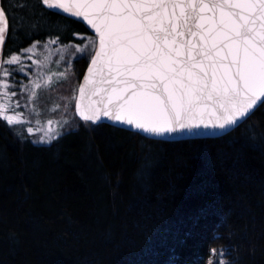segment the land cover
Masks as SVG:
<instances>
[{
    "label": "trees",
    "instance_id": "trees-1",
    "mask_svg": "<svg viewBox=\"0 0 264 264\" xmlns=\"http://www.w3.org/2000/svg\"><path fill=\"white\" fill-rule=\"evenodd\" d=\"M0 8L4 58L91 34L40 0ZM91 55L57 84L73 109ZM212 250V264H264V105L222 135L178 140L79 119L35 143L0 119V264H209Z\"/></svg>",
    "mask_w": 264,
    "mask_h": 264
},
{
    "label": "snow or ice",
    "instance_id": "snow-or-ice-1",
    "mask_svg": "<svg viewBox=\"0 0 264 264\" xmlns=\"http://www.w3.org/2000/svg\"><path fill=\"white\" fill-rule=\"evenodd\" d=\"M40 3L47 9L82 18L95 32V37L74 34L83 43L71 45L79 54L77 59L94 52L85 84L80 86L81 97L85 86L95 89L94 95L104 92L107 96L103 109L92 110L77 100V114L85 122L97 124L106 117L148 136L173 140L216 135L200 130L231 128L250 117L258 104L264 105V0ZM8 31L9 18L0 8V48ZM39 43L0 59L3 76L11 74L3 68L5 64L17 65L20 71L27 67L22 54L39 65L41 61L33 59ZM58 43L59 37L49 40L45 47ZM53 75L57 79L66 77V73ZM51 82V77L42 83L31 82L29 99ZM99 84L108 87H96ZM8 87L5 80H0V89L4 90L0 99L16 94H9ZM10 111L12 114H8ZM0 119L9 126L26 122L23 113L5 103H0ZM47 125L41 143L56 139L53 121H47ZM34 131L41 129L27 128L30 135Z\"/></svg>",
    "mask_w": 264,
    "mask_h": 264
},
{
    "label": "rangeland",
    "instance_id": "rangeland-1",
    "mask_svg": "<svg viewBox=\"0 0 264 264\" xmlns=\"http://www.w3.org/2000/svg\"><path fill=\"white\" fill-rule=\"evenodd\" d=\"M78 35L95 37L88 33H85V35ZM51 39L52 38L39 41L40 43L37 44L33 59L41 61L39 65L32 64L31 60L25 58L27 54H22L23 64L27 65L23 71H20L17 65L5 64L3 68L8 69L11 74L4 77L3 70L0 69V80H5L9 85L7 92L9 94L12 92L16 93L14 96H10V98L7 96L3 97L0 99V103L9 104L15 112L23 113V118L26 122L12 126L17 131L26 134L29 139L35 143H41L39 142L40 137L48 127L47 121H53V125L51 126L53 128L52 134L57 136L70 128L76 127L80 119L76 115L75 110L71 107V96L63 94L60 91V87L58 89L57 84L61 79H57L56 76L53 75L54 73H66L67 75L69 62H72L73 58L79 54L75 53V49L71 46L74 43L65 44L59 42L58 44L46 48L45 44ZM35 42L36 41L33 43ZM81 43H83V41ZM30 45L31 44L22 49L28 48ZM60 48H64V51H57V49ZM21 50L17 53H21ZM9 56L10 55L4 59H7ZM45 57H47L46 60ZM49 77H51L52 81L50 86L37 89L36 96L30 100L31 82L36 81L42 83L44 79H48ZM3 91V89H0V92ZM8 114H12V112L10 111ZM37 121H39V123H37ZM28 127H32L34 130L40 128L41 131H34V133L30 135L27 132ZM219 256V252L212 250L209 261L214 259L219 260Z\"/></svg>",
    "mask_w": 264,
    "mask_h": 264
},
{
    "label": "water",
    "instance_id": "water-1",
    "mask_svg": "<svg viewBox=\"0 0 264 264\" xmlns=\"http://www.w3.org/2000/svg\"><path fill=\"white\" fill-rule=\"evenodd\" d=\"M50 10H52L55 13H59V14L64 15L66 17H69V18L75 19V20H77L79 22H82L84 24L85 28L87 29V31L90 32L91 34L95 35V32L90 28V26L87 25V23L85 21H83L82 18L73 17V16H71V15H69L67 13H63L62 10H58V9H50ZM97 47H98V39H97ZM1 50H2V48H0V59H1ZM92 55H94V52H93ZM90 63H91V57H90V59L88 61V64H87V66H86V68H85V70H84V72H83V74H82L79 82H78V85H77L76 96H75V101H74V110H75L76 115L79 118H80V116L77 114V110H76L77 100H80L82 106H87V107L91 108L92 110H95L96 108L103 109L104 104L107 103V96H106V94L104 92H100V93L94 95V94H92V92L95 91V89L90 90L89 86H85V94H84L83 97H81V94H80V86L85 84L84 77L87 75V70H88V67H89ZM97 79H99V78H97ZM96 87H98V88H105V87H108V85H106V84H99ZM259 105L260 104H258L257 106H259ZM99 122H105V123H109V124H112V125H115V126H119V127H122V128L129 129V130L138 131V130H135V129L131 128L130 126H126V125L119 124L117 122H113V121L107 119L106 117H102V119ZM235 126H232L231 128H228V129H225V130H219V129H201L200 131H202V132H208V133L215 132L216 135L209 134V135H201V136H186V137H182L180 139L218 136V135H222V134L230 131ZM138 132H140V131H138ZM140 133H142L145 136L150 137V138L169 140V139H166V138L151 137V136H148L147 134H145L143 132H140ZM173 140H178V139H173Z\"/></svg>",
    "mask_w": 264,
    "mask_h": 264
},
{
    "label": "flooded vegetation",
    "instance_id": "flooded-vegetation-1",
    "mask_svg": "<svg viewBox=\"0 0 264 264\" xmlns=\"http://www.w3.org/2000/svg\"><path fill=\"white\" fill-rule=\"evenodd\" d=\"M1 59H4V57L2 56V52H1Z\"/></svg>",
    "mask_w": 264,
    "mask_h": 264
}]
</instances>
